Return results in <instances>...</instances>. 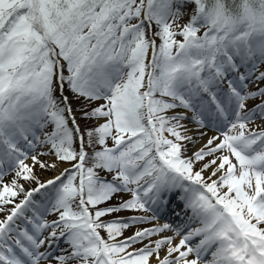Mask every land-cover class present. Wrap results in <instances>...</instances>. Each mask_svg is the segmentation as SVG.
I'll use <instances>...</instances> for the list:
<instances>
[{
	"label": "snow or ice",
	"instance_id": "snow-or-ice-1",
	"mask_svg": "<svg viewBox=\"0 0 264 264\" xmlns=\"http://www.w3.org/2000/svg\"><path fill=\"white\" fill-rule=\"evenodd\" d=\"M261 64L264 0H0V264H264Z\"/></svg>",
	"mask_w": 264,
	"mask_h": 264
},
{
	"label": "rangeland",
	"instance_id": "rangeland-1",
	"mask_svg": "<svg viewBox=\"0 0 264 264\" xmlns=\"http://www.w3.org/2000/svg\"><path fill=\"white\" fill-rule=\"evenodd\" d=\"M159 42V41H158ZM259 68H260V70L261 71H264V64H261V65H259ZM255 85H251L250 87H249V90L250 91H252V90H255ZM260 87H262V88H264V83H261L260 84ZM65 95H71L70 94V92H65L64 93ZM254 101H249L248 102V107L251 109L252 107L251 106H254ZM74 107L76 108V111H77V114L79 115V111H80V108H81V105L80 104H75L74 103ZM183 109H177L176 111L177 112H180V111H182ZM84 121H81V124H82V126L84 125ZM251 129L253 128V129H257L258 127H264V120H258V121H256V123L255 124H253L252 126H249ZM167 135V134H166ZM188 148H189V151H188V155H191L192 154V151L194 150V146L193 145H191V144H189L188 145ZM43 159L44 160H47L49 163H51V162H54V158L53 157H48V156H45V157H43ZM58 166H66V167H71V165H67V164H58ZM57 166V168L56 169H51V168H49V169H41V168H39L38 166L35 168V173H36V175L39 177V179L41 180V181H44V180H46L47 178L46 177H50V176H53L55 173H57L58 171H59V167ZM198 166V165H197ZM200 166V165H199ZM103 175H105L106 177H107V173H103ZM25 183V187L26 188H31V187H33L35 184H29V183H27V182H24ZM127 197V196H126ZM132 213H138V212H133L132 211ZM1 215V214H0ZM121 217H124L123 215L121 216ZM116 218V215H113L112 217H110V218H107V217H105V219H115ZM135 227H137V226H135ZM132 228V227H131ZM125 234V233H124Z\"/></svg>",
	"mask_w": 264,
	"mask_h": 264
},
{
	"label": "bare ground",
	"instance_id": "bare-ground-1",
	"mask_svg": "<svg viewBox=\"0 0 264 264\" xmlns=\"http://www.w3.org/2000/svg\"><path fill=\"white\" fill-rule=\"evenodd\" d=\"M189 115H191L190 113H189ZM184 123L187 125V128L190 130L189 131V135H191V136H193L194 137V139H196V141H197V143L194 145V148L195 149H198V148H200V147H203L204 146V144H206V142H207V140L209 139V138H211L212 136H214V135H216V134H211V133H209V134H205V136H201L200 135V133L201 132H203V131H199L198 129H196L193 125H191L189 122H188V120L187 121H184ZM192 145V144H191ZM59 167V171L57 172V173H55L56 175L57 174H59V172H61L62 171V169L63 168H65L66 166H58ZM54 174V176H56ZM207 175V174H206ZM47 179H48V177H46ZM26 186V185H25ZM158 223H160L161 224V222L160 221H158ZM162 225V224H161ZM137 229H140V228H135V229H133V230H131V231H126L125 232V236H131ZM196 239H198V238H196ZM196 239H194V240H196ZM135 247H141V246H135ZM211 259V256H209L208 258H206V260H210Z\"/></svg>",
	"mask_w": 264,
	"mask_h": 264
}]
</instances>
